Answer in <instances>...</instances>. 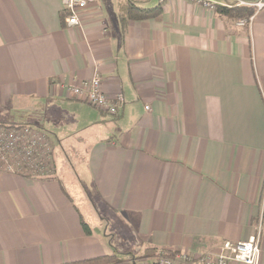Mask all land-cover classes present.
Instances as JSON below:
<instances>
[{
	"label": "crops",
	"instance_id": "crops-1",
	"mask_svg": "<svg viewBox=\"0 0 264 264\" xmlns=\"http://www.w3.org/2000/svg\"><path fill=\"white\" fill-rule=\"evenodd\" d=\"M202 1L87 0L69 26L61 0H0V126L56 144L54 177L0 165V264L114 255L113 219L141 247L197 256L260 216L264 264V8L240 28L217 11L233 1ZM130 4L162 12L124 23ZM95 74L116 115L73 95Z\"/></svg>",
	"mask_w": 264,
	"mask_h": 264
},
{
	"label": "built area",
	"instance_id": "built-area-1",
	"mask_svg": "<svg viewBox=\"0 0 264 264\" xmlns=\"http://www.w3.org/2000/svg\"><path fill=\"white\" fill-rule=\"evenodd\" d=\"M168 0H160L163 3ZM196 4H203L204 6H211L202 0H183ZM237 6L252 7L255 11L264 8L263 1H257L249 4L243 0H231ZM62 6L69 14L67 24L69 26H77L78 13L85 9L87 0H61ZM252 17L249 19H240L236 22L237 27L244 28L249 25ZM76 97L83 98L94 108L103 111L109 115H116L118 112V105L121 103L122 98L119 96L114 102L109 101L101 91V83L99 75L95 74L94 77L81 83L77 87L71 89ZM148 109V108H146ZM3 131V130H2ZM0 129V165L4 170L17 175H27V167L35 169L40 168L39 152L37 149L38 142L41 139L35 137V130L28 125H18L13 130L5 131ZM26 143L23 147L17 148L20 143ZM21 154L22 162H25L23 167L13 166L9 163L15 153ZM40 169H37V172ZM36 171V170H35ZM34 171V172H35ZM262 217L254 227L253 234L243 242L231 243L224 241L218 244L217 249L209 250L197 256L176 253L174 255L164 256L161 255L157 258L154 264H260V242L262 237Z\"/></svg>",
	"mask_w": 264,
	"mask_h": 264
},
{
	"label": "rangeland",
	"instance_id": "rangeland-1",
	"mask_svg": "<svg viewBox=\"0 0 264 264\" xmlns=\"http://www.w3.org/2000/svg\"><path fill=\"white\" fill-rule=\"evenodd\" d=\"M30 128L35 130V133H34L35 137H39V135L42 134L41 139L37 145V149L39 152V163H40V168H37V169H40L39 170L40 172H37V169L33 167L31 168V167L25 166L27 168V172H24V174H27L26 178L28 177H31V178L33 177L34 178L35 177H39V178L54 177L56 174L55 172L56 159H55V154H54L56 150L55 148L56 144L52 141V138H50L44 131L39 130L38 128L33 127V126H30ZM0 129L1 131L3 130L2 131L3 133L8 130L10 131L13 130V128H5L2 126H0ZM25 144L26 143L23 141V143H20L17 148L19 149L20 147H23ZM56 158L58 160L60 159V156L57 154ZM69 159L68 158L66 159L64 156L61 157V160L66 164H69V165L70 164L72 165L80 164L79 157H72ZM68 160L70 163L67 162ZM9 163H11L15 167L16 166L23 167L25 164V162H22L21 154H19L18 152L13 155ZM69 169H70V166H69ZM79 170L80 169L78 168L76 170L77 171L76 173L80 176V174L82 173L80 172L81 170L80 171ZM67 174L68 175L65 176L67 177V180L65 182L67 183L68 187L67 186L66 187L68 188L69 192L72 193L71 188L73 187V189L75 190V186H76L74 182L75 177L72 178L71 176L72 175L74 176V174H70L69 171ZM78 189L80 190L79 186H78ZM88 214H91V213H88ZM83 216H84L85 223L88 224V227H90V229L99 231L100 229V226L98 225L99 222L95 216H93L94 218L89 215L85 217L84 213H83ZM113 220L112 221L109 220L108 222L106 221V223H104V226L105 227L107 226L106 227L107 229H104V226L101 229H103L106 235H108L107 239L109 240V243L112 245L113 252L118 256V259L122 260V263L120 264H154L157 258L159 257L157 256L159 252L152 253L149 250V248L141 247L140 244L137 243L136 240H134L132 237L125 236L124 234H127L126 231H124L123 228H120L119 224H115ZM169 255H174V254L171 253V254H167L166 256H169Z\"/></svg>",
	"mask_w": 264,
	"mask_h": 264
},
{
	"label": "trees",
	"instance_id": "trees-1",
	"mask_svg": "<svg viewBox=\"0 0 264 264\" xmlns=\"http://www.w3.org/2000/svg\"><path fill=\"white\" fill-rule=\"evenodd\" d=\"M217 11H219L221 14H224L226 16H229L232 20H238V19H249L255 14V9L252 7H241L237 6L234 3L231 4L229 7H218ZM161 8H151V9H144L137 6H134L133 4H130L125 9L124 13L122 14L121 21L122 22H128V21H147L151 19H155L161 14ZM18 126L10 125L5 128H16ZM22 177H27V175H20ZM80 226L83 230V232L86 235H90V229L88 225L83 221V219L80 217ZM152 253H155V249H149ZM167 255L171 253H164L163 251H159L157 256L161 255ZM176 254V253H173ZM122 263V260L118 259V256L116 254L111 256H102L98 258L93 259H87L77 262H68L63 264H120Z\"/></svg>",
	"mask_w": 264,
	"mask_h": 264
}]
</instances>
